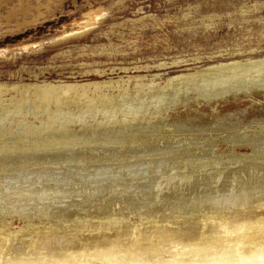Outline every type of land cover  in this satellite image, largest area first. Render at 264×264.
Returning a JSON list of instances; mask_svg holds the SVG:
<instances>
[{
    "label": "rangeland",
    "instance_id": "374dc122",
    "mask_svg": "<svg viewBox=\"0 0 264 264\" xmlns=\"http://www.w3.org/2000/svg\"><path fill=\"white\" fill-rule=\"evenodd\" d=\"M256 58L264 0H0V84L126 80L99 100L0 92V201L16 209L2 205L0 222L167 214L177 183L194 202L184 211L230 187L261 190L264 64L161 88L187 66Z\"/></svg>",
    "mask_w": 264,
    "mask_h": 264
},
{
    "label": "bare ground",
    "instance_id": "6f19581e",
    "mask_svg": "<svg viewBox=\"0 0 264 264\" xmlns=\"http://www.w3.org/2000/svg\"><path fill=\"white\" fill-rule=\"evenodd\" d=\"M262 63L256 58L246 62L230 60L187 66L184 71L167 76L161 88L214 75L219 69ZM95 71V75L102 76L100 71ZM143 77L137 74L127 79L140 81ZM124 81L120 77L63 84H0V92L9 88L18 90V102L27 96L33 101L55 96L60 101V96L67 94L73 101L81 98L99 100L104 95L103 88L122 87ZM30 88H35L34 95L30 94ZM88 92L93 95L89 96ZM180 187H183L181 183L174 184L170 200L161 198L164 203L173 201L174 206L168 208L172 210H166L167 214L140 211L131 216L101 217L94 220L95 224L80 221L62 228L46 224L35 226L27 218L19 224L0 222V264H176L177 261L192 264L197 259L206 264H264V188L258 190L247 186L235 193L230 187L226 193L202 198L200 192L213 189L204 186L193 192V199L199 197L196 199L199 206L184 211L183 208L175 209L194 202L178 199L175 192ZM2 205L5 214L16 212L12 203L0 201V207ZM126 208L120 207V210ZM23 213L21 215L25 216Z\"/></svg>",
    "mask_w": 264,
    "mask_h": 264
},
{
    "label": "clouds",
    "instance_id": "9594fccd",
    "mask_svg": "<svg viewBox=\"0 0 264 264\" xmlns=\"http://www.w3.org/2000/svg\"><path fill=\"white\" fill-rule=\"evenodd\" d=\"M176 264H180V262L177 261ZM192 264H206V262H202V261H200V260L197 259V260H194V261L192 262Z\"/></svg>",
    "mask_w": 264,
    "mask_h": 264
}]
</instances>
